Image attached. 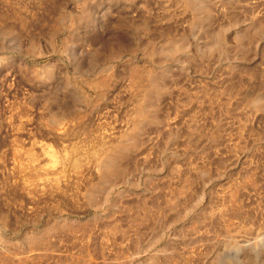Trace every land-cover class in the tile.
Returning <instances> with one entry per match:
<instances>
[{"label": "rangeland", "instance_id": "1", "mask_svg": "<svg viewBox=\"0 0 264 264\" xmlns=\"http://www.w3.org/2000/svg\"><path fill=\"white\" fill-rule=\"evenodd\" d=\"M0 264H264V0H0Z\"/></svg>", "mask_w": 264, "mask_h": 264}, {"label": "bare ground", "instance_id": "2", "mask_svg": "<svg viewBox=\"0 0 264 264\" xmlns=\"http://www.w3.org/2000/svg\"><path fill=\"white\" fill-rule=\"evenodd\" d=\"M141 76H143V74L141 75V73H137V74H133V78L136 80L137 78L139 79ZM75 161H77V163L79 162V160L77 159H75ZM77 163L75 164V165H77Z\"/></svg>", "mask_w": 264, "mask_h": 264}]
</instances>
